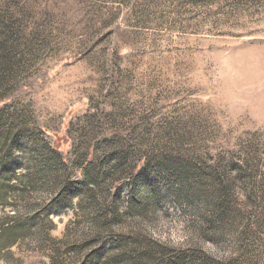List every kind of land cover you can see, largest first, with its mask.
I'll list each match as a JSON object with an SVG mask.
<instances>
[{
  "label": "rangeland",
  "instance_id": "rangeland-1",
  "mask_svg": "<svg viewBox=\"0 0 264 264\" xmlns=\"http://www.w3.org/2000/svg\"><path fill=\"white\" fill-rule=\"evenodd\" d=\"M0 181V264H264V0H0Z\"/></svg>",
  "mask_w": 264,
  "mask_h": 264
},
{
  "label": "trees",
  "instance_id": "trees-1",
  "mask_svg": "<svg viewBox=\"0 0 264 264\" xmlns=\"http://www.w3.org/2000/svg\"><path fill=\"white\" fill-rule=\"evenodd\" d=\"M48 144L49 146L54 149V148H58L59 145L56 144V142L54 140L51 139V137H49L48 140ZM82 172L84 174V177L86 179H90V178H95L96 173L95 170L90 167L89 163H86L85 166L81 167ZM74 177V176H73ZM75 181L78 180V177H74ZM83 179H79V181H83ZM96 180V179H95ZM5 185L3 184V182L0 181V193L1 194H6V190L4 187ZM70 189H67L65 192L69 191ZM66 200L70 201V198L72 196V194L70 195H64ZM49 210H45V215L48 216ZM45 216V217H47ZM29 222L28 221H21L18 217L16 218L15 216H5L4 219H2V221H0V236L3 235L4 233H8L9 235H12L13 238L11 239L16 240L17 238L23 236L26 231H27V226H28ZM6 225V226H4ZM21 235V236H20Z\"/></svg>",
  "mask_w": 264,
  "mask_h": 264
}]
</instances>
